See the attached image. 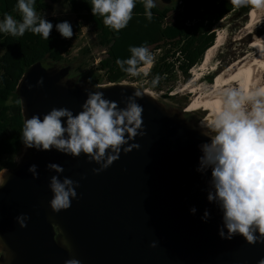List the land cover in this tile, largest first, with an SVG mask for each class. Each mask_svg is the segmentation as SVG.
Listing matches in <instances>:
<instances>
[{
	"label": "water",
	"instance_id": "95a60500",
	"mask_svg": "<svg viewBox=\"0 0 264 264\" xmlns=\"http://www.w3.org/2000/svg\"><path fill=\"white\" fill-rule=\"evenodd\" d=\"M169 6L172 0H158ZM72 67L32 65L20 80L16 94L21 101L24 122L33 115L41 120L53 108L82 111L88 92L102 91L119 107L139 89L123 83L109 85L73 84ZM43 78V85L38 81ZM143 91L144 135L131 143V153L121 151L119 159L99 175V165L52 150L25 149L20 163L9 168L11 179L0 189V264H65L75 257L81 264H261L264 243L254 245L241 236L221 239L222 213L207 200L211 172L196 171L209 142L200 122L185 118L184 108H168ZM24 147V146H23ZM64 169L79 183L77 198L67 211L56 214L50 207L49 184L57 175L48 164ZM37 165L38 179L28 171ZM195 207L197 212L191 214ZM210 219L202 221L205 210ZM30 217L21 228L16 217ZM225 235L227 232L225 231ZM259 234L257 233V236ZM66 239L71 252L65 248ZM155 243L156 247H152Z\"/></svg>",
	"mask_w": 264,
	"mask_h": 264
},
{
	"label": "clouds",
	"instance_id": "9594fccd",
	"mask_svg": "<svg viewBox=\"0 0 264 264\" xmlns=\"http://www.w3.org/2000/svg\"><path fill=\"white\" fill-rule=\"evenodd\" d=\"M91 13L99 17L106 28L119 33L128 26L132 19L137 0H87ZM145 8L146 18L151 20V9L155 0H140ZM235 6H244L247 0H229ZM36 0H17L14 11L19 19L5 14L0 19V34L13 38L23 37L26 32L49 40L53 24L38 15L35 9ZM55 30L63 39L73 38V28L68 21L55 25ZM127 59H117V67L129 77L147 75L154 56L146 45L130 46ZM159 81H152L155 87ZM43 78L38 81L42 86ZM82 105V111L75 114L66 109L53 108L41 117L33 115L26 119L21 133V143L25 149L36 151H58L62 154L79 158L83 154L89 163L99 165L93 172L99 175L116 162L123 150L124 154L139 149L131 143L144 135L143 108L137 98L144 97L143 91L137 89L127 97L125 107L121 108L114 101L105 98L102 91L88 92ZM215 103L217 109L210 121H201L202 134L209 142L199 146L202 155L196 169L202 175L211 172L208 180L207 200L215 204L222 213V224L219 228L221 239L232 240L243 237L248 244L264 243V91L257 90L251 96H245L238 90L220 92ZM47 169L55 172L49 184L53 198L50 201L52 211L59 214L71 207L77 198L76 188L79 183L60 176L64 169L57 164H48ZM28 171L38 179L37 165H31ZM11 179L7 169L0 170V189ZM191 214L197 209L193 207ZM30 217L21 214L16 222L23 229L27 227ZM210 219L209 210H205L203 222ZM225 231L227 235H225ZM257 233L259 234L257 236ZM65 248L71 249L64 239ZM152 247H156L153 243ZM6 243L0 237V249ZM65 264H81L75 257ZM264 264V261H261Z\"/></svg>",
	"mask_w": 264,
	"mask_h": 264
},
{
	"label": "trees",
	"instance_id": "16d2710c",
	"mask_svg": "<svg viewBox=\"0 0 264 264\" xmlns=\"http://www.w3.org/2000/svg\"><path fill=\"white\" fill-rule=\"evenodd\" d=\"M62 1L70 4L77 18L74 23H70L73 28L71 40L63 39L55 30L56 24L66 21L60 17L46 18L54 26L49 40L30 32L17 38L0 34V47L4 51L0 57V163L6 157L11 159L16 156L24 146L21 143L24 117L21 101L16 94L20 80L38 62L45 67L64 63L82 26L93 29L96 46L106 54L98 67L93 66L96 72L82 76L84 81L98 86L102 81L118 84L133 78L117 67L116 60L127 59L130 46L146 45L154 59L148 74L134 78L137 80L134 82L145 81L153 92L173 98L169 95L179 84L190 81L192 69L201 64L207 51L214 46L215 27L232 15H240L247 22L248 15L260 0H247L244 6H235L229 0H172L169 6L155 4L151 9V20L146 18L143 3L137 0L132 19L119 33L109 30L101 18L92 15L87 0H36L35 9L40 14ZM16 2L0 0V19L5 14L19 19L18 13L14 11ZM156 77H159V81L153 87L152 81ZM207 78L212 83L213 76Z\"/></svg>",
	"mask_w": 264,
	"mask_h": 264
},
{
	"label": "rangeland",
	"instance_id": "374dc122",
	"mask_svg": "<svg viewBox=\"0 0 264 264\" xmlns=\"http://www.w3.org/2000/svg\"><path fill=\"white\" fill-rule=\"evenodd\" d=\"M155 4L158 5L161 3L158 0H155ZM256 8H259V21L253 27H250V25L252 24V22H254V9L248 15L247 22H245V18L240 15H232L225 18L215 27L216 37L220 34L223 38L222 46L213 52V58L206 67L207 69L199 71L200 73H202V78L200 79V81L194 83L191 87L192 89L196 90L195 93H191V88L187 87V84L189 85L194 77L192 72H190V81L187 84H179L174 92L169 95L173 96V98H165L164 93L153 92L148 88L145 81L139 83L134 82L137 81L134 79L136 77H133L131 79L128 78L124 83L128 85H134L139 89L148 91L153 95L154 98L159 100L170 109L186 107L185 118L189 121H206L210 111L209 109H211L210 107L193 112L189 111L190 107L193 105V102L196 99V96L198 97L199 95H203V98L207 96H216L217 93L219 94L222 91L231 89L238 90L246 96V92L243 90L242 85H226L225 87H222L217 93H214V88L220 86V76H224V78L227 76L225 75L228 71L227 69L231 68L235 63H238V61L242 60L245 57H249V59L253 60L258 51H260V49L256 50L253 46L255 41L264 35V1L258 2ZM38 15L43 18L60 17L65 19L69 23H74L77 20L76 14L73 12L70 4L65 1H62L59 4L52 5L51 10L40 13ZM96 43V37L93 29L91 27L82 26L81 33L77 36L76 39L73 40L71 53L66 57V61L64 63L58 65V67H72V71L69 75L68 80L73 84H94L93 82L88 83L87 81H84L82 76L84 74H88L89 72H96L95 67H98L100 60L106 57L104 50L98 48L96 46ZM3 53L4 51L0 47V57L3 55ZM200 65L194 68L196 73L199 70ZM144 67H146V71L148 73L151 66ZM94 74L96 75V73ZM140 75H144V73H141ZM210 76H213L212 83H210L207 78ZM101 85L104 86L109 84H106L104 81H102ZM24 151L25 147H23L21 151L11 159L7 157L4 158L0 163V168L2 170H8L9 167L12 168L17 166L24 156Z\"/></svg>",
	"mask_w": 264,
	"mask_h": 264
},
{
	"label": "bare ground",
	"instance_id": "6f19581e",
	"mask_svg": "<svg viewBox=\"0 0 264 264\" xmlns=\"http://www.w3.org/2000/svg\"><path fill=\"white\" fill-rule=\"evenodd\" d=\"M263 1L264 0H260L259 2ZM256 7L253 11L254 22H252L250 27L255 26V24L259 21V8ZM222 42V36L220 34L217 35L214 46L207 51L205 58L202 61V64L200 65V68L197 73L195 72V69L191 71L194 77L189 83V85L187 84V87L191 88L194 83L200 81V79L202 78V73H200L199 71L207 69L206 67L213 58V52L222 46ZM253 47L256 50L260 49V51H258V53L256 54L255 58L251 60L249 59V57H245L242 60L238 61V63H235L233 66L231 65L232 67L230 66L231 68L227 69L228 71L225 70L227 71V73L225 74L227 76L225 78L224 76H220L221 84L219 87L214 88V93H217L222 87H225L226 85L230 84L234 86L242 85L243 90L246 92V96H251L257 90L264 91V35L255 41ZM195 92L196 90L191 88V93ZM202 96L203 95H199L198 97L196 96V99L193 102V105L190 107L189 111L193 112L210 107L211 109H209L210 111L208 114V118L211 120L212 118H214L217 109V105L215 103L216 96H207L205 98H203ZM208 118L206 119V121H210Z\"/></svg>",
	"mask_w": 264,
	"mask_h": 264
},
{
	"label": "built area",
	"instance_id": "2783aa9c",
	"mask_svg": "<svg viewBox=\"0 0 264 264\" xmlns=\"http://www.w3.org/2000/svg\"><path fill=\"white\" fill-rule=\"evenodd\" d=\"M148 74V73H147Z\"/></svg>",
	"mask_w": 264,
	"mask_h": 264
},
{
	"label": "flooded vegetation",
	"instance_id": "af4514ba",
	"mask_svg": "<svg viewBox=\"0 0 264 264\" xmlns=\"http://www.w3.org/2000/svg\"><path fill=\"white\" fill-rule=\"evenodd\" d=\"M199 120V119H198Z\"/></svg>",
	"mask_w": 264,
	"mask_h": 264
}]
</instances>
